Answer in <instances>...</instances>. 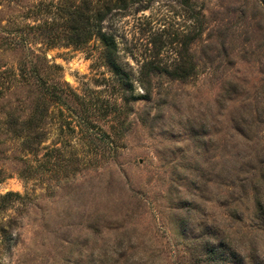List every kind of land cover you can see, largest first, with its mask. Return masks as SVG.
<instances>
[{"label":"rangeland","instance_id":"374dc122","mask_svg":"<svg viewBox=\"0 0 264 264\" xmlns=\"http://www.w3.org/2000/svg\"><path fill=\"white\" fill-rule=\"evenodd\" d=\"M83 1L0 0V264H264V0L113 10L131 96Z\"/></svg>","mask_w":264,"mask_h":264},{"label":"trees","instance_id":"16d2710c","mask_svg":"<svg viewBox=\"0 0 264 264\" xmlns=\"http://www.w3.org/2000/svg\"><path fill=\"white\" fill-rule=\"evenodd\" d=\"M139 1L141 0H95L90 1L91 3H86L88 1L84 0L83 2L85 6L66 4L68 8V10H66V15L68 18L60 25L61 28H64L66 31L72 33L71 36L66 38V44L81 47L87 44L93 35L98 38L101 44L103 58L113 74V77L110 79L113 89L116 88L117 91L123 94L129 93L130 96L133 91L130 77L131 74L128 71H125L124 67L120 63L117 41L112 34L106 33L105 30H103L102 22L113 10L116 9L117 11L123 12L128 9L129 2L136 3ZM65 2L67 3L68 0H65ZM63 9L65 10L66 8H62V10ZM48 24L50 26L49 28L55 27L53 23ZM18 37L19 39L17 40V44H20L24 40V37L22 34H19ZM47 43L49 46L54 45L58 43V40L50 38ZM19 70L21 72V76L23 77L25 70H23V68H20ZM38 71L40 72L39 68L36 67L34 69V78L37 82L41 80L38 75ZM144 76H146V74ZM41 92L44 100L61 101L62 99V96L58 95L54 88L50 89V87L48 88L42 86ZM73 95L76 97V94L73 93ZM86 132L87 137L91 139L95 138L97 140H101L103 138V134H94L89 131V128H87ZM24 145L25 143L23 141L22 146L24 147ZM8 196L20 197L16 193L8 192L4 195V197H2V199L7 198Z\"/></svg>","mask_w":264,"mask_h":264}]
</instances>
